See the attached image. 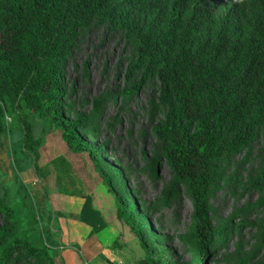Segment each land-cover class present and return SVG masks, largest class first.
Instances as JSON below:
<instances>
[{
	"label": "trees",
	"instance_id": "1",
	"mask_svg": "<svg viewBox=\"0 0 264 264\" xmlns=\"http://www.w3.org/2000/svg\"><path fill=\"white\" fill-rule=\"evenodd\" d=\"M94 16L135 39V65L143 61L145 73H155L159 99L170 106L156 127L173 174L162 193L168 197L180 184L189 192L191 230L184 237L196 250V264H204L214 233L207 200L220 176V158L245 147L257 128L264 137V0H0V136H11L8 115L21 121L17 146L34 162L39 139L25 113L53 120L69 146L99 152L85 117L68 120L63 110L62 67L76 35ZM10 146L14 151L15 144ZM101 177L145 261L161 264L143 241L136 224L139 207L125 184L121 195ZM79 219L90 235L106 226L87 197ZM43 228L26 232L0 193V264H55Z\"/></svg>",
	"mask_w": 264,
	"mask_h": 264
},
{
	"label": "rangeland",
	"instance_id": "2",
	"mask_svg": "<svg viewBox=\"0 0 264 264\" xmlns=\"http://www.w3.org/2000/svg\"><path fill=\"white\" fill-rule=\"evenodd\" d=\"M136 60L135 39L94 16L76 35L62 67L64 116L85 117L97 153L69 146L53 120L25 113L39 139L34 162L17 146L21 121L7 117L11 136H0V193L18 212L26 232L44 227L55 264H148L129 225L117 218L114 194L101 174L119 194L123 184L129 190L130 201L139 207L136 224L155 259L196 264V250L184 237L191 230L189 192L180 184L170 196L162 193L173 174L156 127L170 106L159 99L155 73L146 74V63L135 65ZM263 139L257 128L245 147L220 158V176L207 200L214 233L204 264H264ZM86 197L106 222L91 235L79 219Z\"/></svg>",
	"mask_w": 264,
	"mask_h": 264
}]
</instances>
